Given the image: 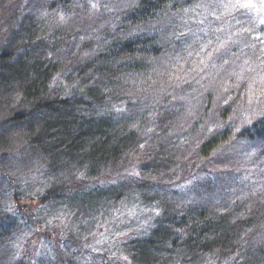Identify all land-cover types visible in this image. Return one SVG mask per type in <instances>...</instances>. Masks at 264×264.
Returning <instances> with one entry per match:
<instances>
[{
    "label": "trees",
    "instance_id": "trees-1",
    "mask_svg": "<svg viewBox=\"0 0 264 264\" xmlns=\"http://www.w3.org/2000/svg\"><path fill=\"white\" fill-rule=\"evenodd\" d=\"M76 1L0 0V255L10 244L3 255L16 260L8 264H83L86 252H92V237H98L96 224L103 225L122 210L128 215L131 206H150L159 213L156 218L146 216L148 226L138 239L97 256L108 257L113 251L121 258L130 256V264H264V194L241 196L232 189V178L220 189L223 184L211 175L188 189L200 200L190 202L191 196L185 195L176 205L174 188L153 194L162 186L156 182H170L159 175L164 170L190 168L191 174L202 176L204 164L211 166L214 151L233 135L225 119L231 110H222V125L199 131L203 133L196 144L187 139L209 114L211 97L207 109L189 100L198 115L183 134L186 103L181 96L174 101L173 95L189 87L191 97L199 93L201 81L184 75L194 72L197 58L188 57L192 51L183 30L170 36L165 29L170 27L163 24L185 9L217 6L219 0H137L123 14L119 6L105 2L116 13L106 18L101 13L102 26L85 17ZM225 1L233 6L228 22L238 31L240 44L252 49L237 61L252 67V75L259 78L264 69V0H250V6H243L249 0ZM86 8L96 14L101 10ZM157 23L162 29L154 28ZM160 32L167 42L172 40L169 46ZM233 49L230 56H238ZM166 51L180 55L176 67L183 71L176 74L184 84L171 74L161 82L148 80L161 72L158 61L163 62ZM173 64L169 59L164 65L175 73ZM235 84L226 89L229 92L220 90L231 93ZM245 90H238L233 99ZM260 98L264 102V96ZM148 128L161 138L172 135L180 149L169 154L161 138L153 147L146 138ZM237 137L263 140L264 117L245 125ZM183 149L188 154L193 150L189 159L174 156ZM202 157V167L193 163ZM126 172L131 178H121ZM148 178H155V185ZM30 234L43 241L34 245L38 254L30 253L28 258L35 259L27 262V254L20 252L17 260L9 241L14 237L19 243Z\"/></svg>",
    "mask_w": 264,
    "mask_h": 264
},
{
    "label": "rangeland",
    "instance_id": "rangeland-1",
    "mask_svg": "<svg viewBox=\"0 0 264 264\" xmlns=\"http://www.w3.org/2000/svg\"><path fill=\"white\" fill-rule=\"evenodd\" d=\"M136 1L137 0H92V2L87 3V0H77L76 4L80 8H82V11H85V17L88 16L93 20L100 21V23L97 25L102 26L104 24V18L108 16L110 17L111 15H114L116 13L115 9L109 7V5H106L105 2L113 3V6L116 7L119 6L120 8L118 7V9H121L119 13L123 14L128 11L129 6L135 4ZM88 5H90V8L91 6H94V8H101V10L97 11V14L93 10V8H91L90 12H86V7ZM103 5H106V7H104ZM232 11L233 6L230 4V2L219 0L217 6L202 5L200 7V5H198L195 8H193L192 6L191 9H185L179 15H176L172 19L167 20V22H163V20L161 21L164 25L170 27L169 29L165 27V29L169 31L168 33L170 36L171 32H174L175 30H183L184 37H187V43L189 44V48L192 51L188 53L190 55L188 57H192L194 55V57L197 58L195 67L192 70V72L194 71L195 73H187L184 75H190L189 77L193 76L194 80L201 81V83L197 85L199 86V93L196 94L194 98L191 97L192 92L189 90V87L188 90L181 91L183 92L182 95L177 92H175V94L173 95L174 101L177 100L176 96H181L183 103H186L185 106H183V111L185 114L183 116L184 121L182 123V129L184 130L183 134L185 135L187 133V131L190 129L191 121L195 118V116L198 115L192 112V105H189L192 103H190L189 100H193L198 104L200 103V106L204 107L205 109L206 107H208L205 105V103H208L207 99L210 97L212 98V105H210V108L208 109L209 114L206 115L207 117L205 119L200 121L196 132L190 130V132L187 133V139L191 140L190 142L192 144H196V142H199V140L201 139L203 133H199V131L207 128L211 129L212 127L215 128L218 125H222L221 122L224 119L222 116V110L224 112H229L228 110H231L229 112V117L226 114L225 119L230 123L233 134L227 143L223 144V146L217 151H214L213 157L212 159H209L208 163L211 166H207L206 164H204V168L201 172H199L202 174V176H196V173L191 174L190 168H187L182 172H180L178 169L173 171L174 169L171 168L170 170H164L159 174L161 176H164L165 180H167V177L170 178V182H167L166 184H164L165 181H160L159 183L156 182V184L158 185L162 183V186L161 189H154L153 194L155 192H160V190L170 193L172 191L171 188H174L178 192L174 194L172 193L171 195L173 196V201L176 205L184 201L185 195L191 196L190 202L200 200L199 194L198 196L196 195V193H193L192 195L190 194L188 189L197 188L195 187L196 184L206 181L207 179L204 178L209 175H211V178H213V180L215 179L216 181L223 184L220 189H223V186L228 184L229 179L232 178V180L235 181L232 185V189H234V192H236L237 194L249 197V199L254 195L258 196L261 193L264 194V139H256L255 141H250L248 139L242 140L237 137L239 135V132L245 127V125H250L256 119L264 117V102L263 100H261L262 98H260L261 96H264V69L260 72L259 78H254L255 76L252 75V67H247L245 66V63H239L237 61L241 56L248 57V52L252 51V49L251 46L244 45L242 43L240 44V35L238 34V31L234 29L233 24L228 22V19H230L228 15L232 14ZM101 13L105 15L104 18L100 15ZM163 24L161 23V26H163ZM154 28H161L160 23H157ZM164 35V32L158 33L159 38H162L165 41V45L169 46L170 44L168 42L172 40L168 39L167 42V39L164 37ZM180 37L181 36H177V41H179L178 38L183 41V39ZM160 43L161 44L159 45H164L163 42ZM214 46H216L217 48L214 49ZM239 46L240 48H235ZM231 48H234V51H239L238 53H235L238 56H230V54L234 53L230 52ZM181 51L183 52L184 49H182ZM167 53L168 52L166 51V54ZM170 53L171 51L164 57L162 63L168 64V61L170 59L171 62L174 63L172 67H176V65L179 63L177 58L180 55L175 54V56L173 57ZM199 59L200 61H198ZM187 60V58H183V63L185 64L186 62H188ZM162 63L158 61V68L161 69V72H159L158 75L150 76L148 80L157 82L159 79V81L161 82L164 81L166 77L168 78V74H171L176 82L178 81L179 83L184 84L180 77V74H176L180 71H183L181 70L180 66L176 67L178 69L175 68L176 72L173 73V71H171V68L168 69L167 66ZM248 79H250V82H247L246 84L242 82H246ZM232 82L236 83L235 86L231 89V93L233 92V95L231 93L226 94L224 90L230 87ZM220 87H222V89L224 90H220ZM243 88H246V93L244 94L243 91L240 97L238 99L236 98L237 100H234L233 98L238 96V90H243ZM226 91L229 92V90ZM227 95H229L230 98ZM225 98H229L230 102L226 103V105H222V102H225L223 101L225 100ZM151 126V129L157 127L155 125ZM150 128L147 129L149 132L146 133V138L149 137L148 142L150 141L149 143L153 147H155L156 141L161 138V136L155 135L154 132L151 134ZM155 139L157 140L155 141ZM161 141L165 145H167L166 148L168 149V153L170 152L169 154H172V151L174 152L181 147V144H179L178 146H175L173 144V136L170 134H168V136H165V138H161ZM226 144L227 146H225ZM151 145L147 144L146 146H148V149L152 150L153 148ZM170 145H172L175 149L173 150V147H171ZM224 147L226 148L224 149ZM180 152L174 153V156L179 157L181 160L189 159L193 154V150H191V153L189 154L184 149L181 153ZM202 160H205V158L202 157L201 160L195 159L193 163L197 161V165L198 167H200V162H202ZM177 170L179 171V173L175 174ZM228 170L230 171L228 172ZM180 175H182V178L179 180L178 177ZM228 175H230V177ZM121 178H131V174L126 172V174H124ZM223 179L225 180L223 181ZM153 180H155V178H148V181H152L150 182V185H155L153 184ZM186 180H189V182ZM6 186H9V184H6L5 187ZM234 195L236 194L234 193ZM29 210L30 218H32L36 222L37 219H35L34 215H32L33 209ZM128 210H130L128 211V215H123L125 213V210H122V213L114 214L115 216L112 220L103 223V225L100 224L101 226L98 224L94 226V229H97L99 231L96 232L98 234L97 239H101L97 240L96 238L94 239L92 237L91 246L88 247L90 250H92V252H86L87 261L83 264H90L92 262H95V264H130L132 262V258H130V256H127V259L121 258V255L118 256L114 254L113 251L110 253V255H108V257H102L101 255L97 256V254H102L104 252H107L108 250H118V247L122 248L123 244L125 242H129L130 239H138L140 237V232L148 226L146 225V223H144L146 221H143L146 219V216L155 215L154 218H156V213H159V210L151 209L150 206H141L136 210L131 206L128 208ZM120 219H122L123 221ZM151 219L152 218H150V220ZM24 232L26 235V230ZM33 234H30V237L28 239L26 237L20 240L19 243H16L17 241L13 240L14 237H11L12 241L9 242H11V246L14 245L13 247H15L16 249L18 256L17 260L20 259V252H22L21 256L25 253L27 254V262L35 259V257L33 259L28 258L30 256V253L37 256L38 252H35L34 245L42 240H40L39 237L37 238V236L31 237L34 236ZM261 238H264L263 233L261 234ZM25 239H27L26 242L24 241ZM9 245L10 244H7L1 251L0 264H8L9 260H16L15 256V258H9L5 260L3 253H5V250H8L7 248H9ZM30 246H32L31 249H29Z\"/></svg>",
    "mask_w": 264,
    "mask_h": 264
},
{
    "label": "snow or ice",
    "instance_id": "snow-or-ice-1",
    "mask_svg": "<svg viewBox=\"0 0 264 264\" xmlns=\"http://www.w3.org/2000/svg\"><path fill=\"white\" fill-rule=\"evenodd\" d=\"M243 6H250V0H249V5H243Z\"/></svg>",
    "mask_w": 264,
    "mask_h": 264
}]
</instances>
